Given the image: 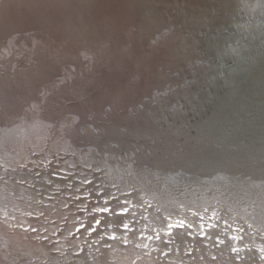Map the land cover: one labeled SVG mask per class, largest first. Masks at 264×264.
<instances>
[{
	"label": "water",
	"instance_id": "1",
	"mask_svg": "<svg viewBox=\"0 0 264 264\" xmlns=\"http://www.w3.org/2000/svg\"><path fill=\"white\" fill-rule=\"evenodd\" d=\"M238 3L0 0V228L69 264H264V23L209 86Z\"/></svg>",
	"mask_w": 264,
	"mask_h": 264
},
{
	"label": "bare ground",
	"instance_id": "2",
	"mask_svg": "<svg viewBox=\"0 0 264 264\" xmlns=\"http://www.w3.org/2000/svg\"><path fill=\"white\" fill-rule=\"evenodd\" d=\"M215 2V4L222 5L223 3H228V5L232 6L231 4L234 3V0H212ZM261 0H239V7H233L235 10L232 12V18L229 20L228 23H226V19L229 17V15H223L221 16H215L218 17L217 19H214L215 21H219L217 24L216 22H212V34L210 37H207L208 47L210 48L211 45L215 47L214 50L208 51L207 55L209 57H212V61L214 63V78L211 80V83L209 86L211 87L210 91L215 94V99H219L221 96L220 94L223 93L222 91L225 89L226 85V76L231 73H236L242 69V66L244 65V59L239 58L237 54V48H239L240 44H242V49L245 47L247 42H243L244 40H249V37L254 40L255 37L258 35L256 34V29L259 25L262 26L264 23V3H260ZM263 1V0H262ZM211 2H207L206 4L210 5ZM142 6V5H141ZM185 9V8H184ZM230 21L232 23L230 24ZM258 33V31H257ZM232 40H234L233 45H230ZM255 44H252L254 46ZM244 51V50H243ZM235 54V55H234ZM235 57V58H234ZM246 73V72H245ZM245 80V75L243 79V83L240 88L243 86ZM257 87L261 88V95L260 100H263L264 103V75L259 76L256 79ZM207 88V87H206ZM203 91H206L204 89ZM223 98H227V94H224L220 100ZM262 103V102H261ZM184 113V112H183ZM166 116L162 117L165 118ZM172 117H169V120H171ZM195 119L196 118L195 116ZM164 122L168 124V121H155V123L160 127H169L170 125H164ZM261 132H264V126L261 127ZM264 137V134L262 135ZM58 142V141H57ZM56 142V143H57ZM59 149L64 148V151H68L70 149H74V147L71 148V143H68L65 145V147H62V144L58 142ZM69 145V146H68ZM54 148H57L56 146H53ZM14 149V146L10 145L8 146V151H11ZM62 150V149H61ZM7 151V152H8ZM73 152V151H71ZM64 154H67L64 152ZM68 170V171H67ZM67 173H69V169H66ZM73 171V170H72ZM98 174V173H96ZM96 174L94 176H96ZM23 179V178H21ZM42 180H49V177L43 176L41 178ZM53 183V181H52ZM37 184V183H36ZM35 184V185H36ZM33 185L34 187L33 192L38 191L37 188L41 187L43 183L38 184L37 186ZM54 185V184H53ZM52 185V186H53ZM11 190V189H9ZM19 190V188H18ZM46 190V189H45ZM41 190V191H45ZM47 190H49L47 188ZM46 192V191H45ZM11 191H7L6 193L0 194V200H5L6 202H11V199L13 201V195L10 194ZM25 194V193H24ZM42 197H38L35 193H26L27 196H32V198L36 199H42L46 203H49V199L47 197H55L53 200H57L58 198L62 197V193H41ZM34 196V197H33ZM17 198V197H16ZM19 208V207H17ZM10 245V246H24L26 248H16L11 253L4 254V251H0V264H16L14 261H22L19 264H69L67 261L69 259H48L47 257L42 255L37 247H35V244H27L25 241H22L19 237H16L15 235H11L7 233L6 230L0 228V245ZM27 244V245H26ZM21 258V259H20ZM63 258V257H62Z\"/></svg>",
	"mask_w": 264,
	"mask_h": 264
},
{
	"label": "snow or ice",
	"instance_id": "3",
	"mask_svg": "<svg viewBox=\"0 0 264 264\" xmlns=\"http://www.w3.org/2000/svg\"><path fill=\"white\" fill-rule=\"evenodd\" d=\"M102 210H106V209H102ZM125 211H127V209H125ZM125 227H127V225ZM234 251H235V249H234ZM262 259H264V257H262Z\"/></svg>",
	"mask_w": 264,
	"mask_h": 264
}]
</instances>
